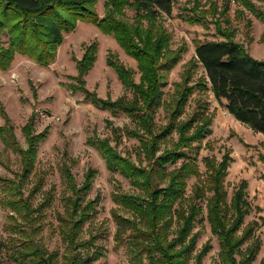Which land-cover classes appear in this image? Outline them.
<instances>
[{
    "label": "trees",
    "instance_id": "obj_1",
    "mask_svg": "<svg viewBox=\"0 0 264 264\" xmlns=\"http://www.w3.org/2000/svg\"><path fill=\"white\" fill-rule=\"evenodd\" d=\"M98 2L0 0V69H10L18 54L44 66L52 64L66 34L74 31L80 21L112 34L138 62L139 81L133 67L112 51L108 55V64L115 68L132 96L104 98L88 87L86 76L98 59V42L86 46L84 56L77 61L79 74L69 75L71 81L66 83L74 92H82L86 100L114 114L125 113L136 123L134 129L127 131L140 139L147 164L125 156L111 138L90 140L105 157L108 168L113 173H122L140 192L114 193L117 203L129 213L114 211L118 244L126 245L131 264H203L212 244L207 242L199 247L196 224L204 210L202 202L207 201L208 220L220 239L222 263L255 264L262 239L257 234L260 222L246 223L251 211L249 183L242 180L229 199L227 177L233 159L229 152L221 159L213 154L200 159L202 149L210 143L205 144L204 140L211 132L213 116L204 111L187 117L185 114L196 90L193 72L201 64L206 76L198 87H211L217 100L236 119L264 134V60L255 58L244 45L228 37L201 42L196 47V60L190 63L191 69L176 82L173 98L168 100L164 91L165 73L180 62L182 55L172 49L169 33L158 19L172 16L175 0H107L103 16L98 11ZM129 7L136 12L133 22L122 17ZM161 108L168 113L164 125L156 121ZM0 110H3L1 102ZM35 122L36 113L23 128L27 148L17 140L13 125H0L2 139L21 153L23 163L18 178L0 174L2 204L10 210L14 231L11 240H0V264H8L10 258L15 264L60 263L62 252L51 250L40 238L46 209L53 204L55 193L43 189L44 176L36 171L38 146L49 131L36 133ZM165 142L170 146L163 149ZM66 172L73 193L64 212L59 214V232L66 244L63 258L66 264H93L106 250L98 244L104 232L93 233L89 238L83 236L85 225L94 218L101 201L100 196L87 197L96 170H89L82 185L69 168ZM193 176L197 181L190 193L189 180ZM41 192L44 196L39 201L36 197Z\"/></svg>",
    "mask_w": 264,
    "mask_h": 264
},
{
    "label": "rangeland",
    "instance_id": "obj_2",
    "mask_svg": "<svg viewBox=\"0 0 264 264\" xmlns=\"http://www.w3.org/2000/svg\"><path fill=\"white\" fill-rule=\"evenodd\" d=\"M107 0H99L97 7L101 16L105 14ZM124 19L133 22L135 9H126ZM148 23V21H145ZM170 36L172 49L180 52V62L165 73V98L171 100L176 82L182 80L191 62L196 60V47L201 42L222 41L231 38L244 45L258 59L264 60V0H175L172 16H162L158 23ZM99 43L98 59L86 76L90 90L101 97L116 100L122 96H132L119 78L115 68L108 64L109 52H114L127 66L136 70L135 78L140 80L141 72L137 60L129 55L112 34H106L96 25L80 21L77 28L67 33L59 48L57 59L44 66L34 59L18 54L12 67L0 69V125L10 124L15 128L17 140L27 148L24 126L36 113V133L49 131L46 139L38 146L36 162L37 174L44 176V190L55 193L53 204L46 209L45 225L40 238L51 250H60V263L63 258L64 244L59 230V214L64 212L73 191L66 172L69 168L79 185L86 180L91 168L96 170L93 188L88 198L100 196L94 218L87 222L83 236L89 238L93 233L104 232L98 244L104 245L105 255L93 264H131L126 245H119L116 234L118 224L114 211L129 214L114 198L116 191L138 194L130 179L122 173H113L107 166L105 157L97 146L90 142L92 138H111L125 156L137 163L147 164L141 150L140 139L130 133L136 123L125 113L114 114L85 99L82 92H74L66 82L69 75H78L77 61L84 56L86 46ZM206 76L200 64L194 69L193 82L196 90L189 99L186 114L204 111L213 116L211 132L204 140L209 146L202 149L200 159L205 155H215L219 159L229 152L233 158L227 186L229 199H232L236 187L246 179L249 183L248 199L251 211L246 223L258 220L257 234L262 239L261 251L255 264H264V134L236 119L216 98L211 87H198L201 78ZM156 121L164 125L168 121L166 109L161 108ZM170 146L165 142V149ZM163 151V150H162ZM161 151V152H162ZM23 168L22 155L9 146L0 135V174L9 178H18ZM202 168L205 166L202 163ZM193 176L189 180V192L196 183ZM43 191V190H42ZM44 194L37 195L40 201ZM4 191L0 185V240L9 241L13 230L10 210L3 206ZM204 210L196 224L199 232V247L211 242L212 249L206 255L203 264H223L220 259V239L211 228L208 220L207 201L202 202ZM8 254V253H7ZM10 257V256H7ZM8 264H15L10 258Z\"/></svg>",
    "mask_w": 264,
    "mask_h": 264
}]
</instances>
